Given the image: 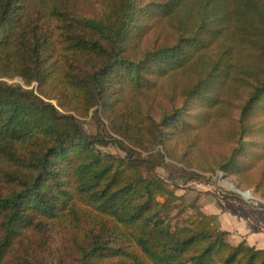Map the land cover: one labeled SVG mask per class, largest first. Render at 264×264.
<instances>
[{"label":"trees","instance_id":"1","mask_svg":"<svg viewBox=\"0 0 264 264\" xmlns=\"http://www.w3.org/2000/svg\"><path fill=\"white\" fill-rule=\"evenodd\" d=\"M169 160L264 198V0H0V264H264Z\"/></svg>","mask_w":264,"mask_h":264},{"label":"rangeland","instance_id":"2","mask_svg":"<svg viewBox=\"0 0 264 264\" xmlns=\"http://www.w3.org/2000/svg\"><path fill=\"white\" fill-rule=\"evenodd\" d=\"M15 81L20 82L19 79L8 80V82ZM84 121L85 130L87 132H91L94 129L92 121L89 118ZM99 148L106 153H112L120 156H123L124 154L123 151L113 144L100 146ZM169 163L168 168L158 167L155 169V173L170 183V185L174 188L175 194L180 197V201L184 205H193L196 209L201 211L202 202L205 200H211L214 198L223 199L227 202L240 200L245 206V209H249L253 215L256 214L263 219L261 215L264 212V198L255 194L251 189L237 185L236 179L233 176L225 175L220 169H216L213 172H201L206 178L195 177L193 179H187V177L191 175L194 170L190 168H183V165L181 163H177L176 161L169 160ZM245 191H249V198H245L243 196L242 193ZM252 199H257L258 205H255ZM211 217L215 225L218 227L217 216L211 215ZM228 239L232 243H239L234 242L230 238L229 233Z\"/></svg>","mask_w":264,"mask_h":264},{"label":"crops","instance_id":"3","mask_svg":"<svg viewBox=\"0 0 264 264\" xmlns=\"http://www.w3.org/2000/svg\"><path fill=\"white\" fill-rule=\"evenodd\" d=\"M240 200L230 202L214 198L202 202L201 211L216 215L218 227L228 231L234 242L245 241L249 245L264 249V220L252 214Z\"/></svg>","mask_w":264,"mask_h":264},{"label":"water","instance_id":"4","mask_svg":"<svg viewBox=\"0 0 264 264\" xmlns=\"http://www.w3.org/2000/svg\"><path fill=\"white\" fill-rule=\"evenodd\" d=\"M242 194H243V196H244L245 198H248V197L250 196L249 191H245V192L242 193Z\"/></svg>","mask_w":264,"mask_h":264},{"label":"built area","instance_id":"5","mask_svg":"<svg viewBox=\"0 0 264 264\" xmlns=\"http://www.w3.org/2000/svg\"><path fill=\"white\" fill-rule=\"evenodd\" d=\"M250 197V196H249ZM248 197V198H249ZM253 200V203L255 204V205H258V201H257V199H252Z\"/></svg>","mask_w":264,"mask_h":264}]
</instances>
